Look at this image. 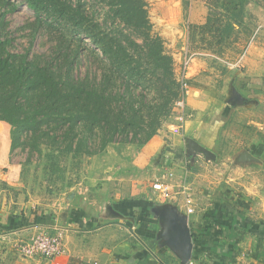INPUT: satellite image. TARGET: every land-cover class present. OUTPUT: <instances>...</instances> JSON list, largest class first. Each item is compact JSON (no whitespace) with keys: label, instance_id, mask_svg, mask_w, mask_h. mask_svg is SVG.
Wrapping results in <instances>:
<instances>
[{"label":"crops","instance_id":"1","mask_svg":"<svg viewBox=\"0 0 264 264\" xmlns=\"http://www.w3.org/2000/svg\"><path fill=\"white\" fill-rule=\"evenodd\" d=\"M262 73H237L234 85L245 97L243 104L228 102L229 86L214 96L202 89L194 90L187 98L190 116L182 134L167 136L159 132L145 144L117 142L92 155L94 160H102L91 167L98 176L79 180L57 200L51 214L42 209L38 213L27 211L24 204L17 208L11 205L10 192L19 185L21 165L11 161V125L0 120V244L3 242L6 248L5 256L10 254L0 264H180L175 257L170 263L155 257L149 247L128 236L131 229L121 221L105 223L111 214H138L141 208L147 216L145 210L151 203L144 190L148 188L152 199V182L168 171L190 186L194 197L196 210L192 214L186 213L181 196L171 201L197 231L194 245L198 254L192 255L193 264H264V204L258 201L251 209V197L223 191L221 175H207L205 169L210 164H205L201 150L190 154L188 148V140L194 139L200 146L213 149L223 129L238 128L247 137L248 148L264 153ZM112 154L116 159L108 161ZM111 183L114 191L109 189ZM126 195L134 197L128 199ZM42 212L44 216L39 215ZM255 215L257 222L251 219ZM154 224L147 221L139 231L156 235ZM59 228L65 230L63 255L51 259L21 256L19 242Z\"/></svg>","mask_w":264,"mask_h":264},{"label":"trees","instance_id":"2","mask_svg":"<svg viewBox=\"0 0 264 264\" xmlns=\"http://www.w3.org/2000/svg\"><path fill=\"white\" fill-rule=\"evenodd\" d=\"M24 1L37 15L32 38L47 20L57 34L48 52L13 51L0 18V120L11 125L12 152L46 148L62 173V157L145 144L174 117L181 82L145 0ZM234 15L211 12L206 27Z\"/></svg>","mask_w":264,"mask_h":264},{"label":"rangeland","instance_id":"3","mask_svg":"<svg viewBox=\"0 0 264 264\" xmlns=\"http://www.w3.org/2000/svg\"><path fill=\"white\" fill-rule=\"evenodd\" d=\"M145 1L149 19L153 24V32L162 38L166 52L172 56L177 78L186 75L185 79L191 91L187 98L193 96L194 90L198 89L211 96L222 93L225 88L230 87L231 82L235 84L234 78L237 73L260 70L263 72L262 75L264 74V0ZM85 2L89 8L93 0ZM230 8L235 15L229 24L220 26L218 23L210 22L211 25L206 27L211 12L214 15L219 12L225 14ZM2 17L7 23L5 32L13 38L11 50L24 51L30 45L31 54L48 52L52 39L55 33L57 34V30L51 29V25L56 23L47 20L51 25L41 26L42 29L40 28L35 38H32L31 29L37 15L24 0H0V18ZM72 38L78 39L74 35L69 37ZM86 41L84 46L89 44L88 39ZM262 98L264 99V95ZM175 116L176 113L171 120L164 122L157 133L177 135L171 130L176 122ZM246 140L244 132L238 128L235 131L223 129L215 148H205L206 151H201V154L206 162L204 163L210 164L205 169L208 171L207 175L215 173L221 175L224 182L221 185L223 191L251 197L249 206L252 209L258 201L264 204V153L248 148ZM48 155L46 148H43L40 154L29 145L19 146L11 152V161L21 165L19 185L10 192L13 197L11 205L15 208L24 204L27 211L34 213L41 209L47 211V214L55 212L53 209L57 207V200H61V197L83 177L90 175L97 177L94 168V172H91V167L102 163V160H94L93 156H66L61 158L59 168L62 169V173L57 170L54 173ZM113 155L112 158H107L108 161L116 159ZM111 176L114 177V174ZM99 185L102 186L101 183ZM111 185L112 183L108 185L109 189L114 191L115 187ZM144 194L148 195L151 203L149 209L145 210L147 216L141 208L138 214L135 212H123V216L111 214L105 218V223L116 224L121 221L131 229L128 236L149 247L155 257L166 261L165 263L173 262L172 258L175 257L181 264L184 259L181 249L168 244L172 232L168 224L169 217L164 215L165 205L170 204L178 208L177 205L172 204L173 201L159 200L155 196L151 199L152 193L148 188H145ZM130 195L126 197L128 199L134 197ZM156 209L160 211L157 212ZM42 213L39 215L44 216L45 213ZM251 219L255 221L258 218L255 215ZM147 221H154L155 227L158 228L156 235L139 231L145 227ZM186 222L192 236L193 254H198L194 245L197 231L190 225L188 216ZM0 245L1 263L10 254L5 256L6 248L3 242ZM159 245L160 248L157 249ZM162 246L169 249L162 251L160 250ZM209 248L214 250L212 247Z\"/></svg>","mask_w":264,"mask_h":264},{"label":"built area","instance_id":"4","mask_svg":"<svg viewBox=\"0 0 264 264\" xmlns=\"http://www.w3.org/2000/svg\"><path fill=\"white\" fill-rule=\"evenodd\" d=\"M185 77L186 75L179 77L181 91L179 98L174 103L176 122L171 130L177 134L183 133L185 123L190 116L187 111L186 98L191 91L190 85ZM182 181L177 178V175L173 171H168L162 176L156 177L151 186L154 191V196L159 200L171 202L181 196L186 213L192 214L195 212L196 207L191 187ZM64 239L65 230L59 228L54 233L38 232L29 240L19 242L17 247L21 256L24 258L44 257L51 259L63 255L66 252ZM188 264H193V261L190 260Z\"/></svg>","mask_w":264,"mask_h":264},{"label":"water","instance_id":"5","mask_svg":"<svg viewBox=\"0 0 264 264\" xmlns=\"http://www.w3.org/2000/svg\"><path fill=\"white\" fill-rule=\"evenodd\" d=\"M228 102L233 105L243 104L245 97L235 87L234 83H230ZM189 153L193 154L194 151H206V149L200 146L194 139L188 140ZM165 207L164 215L169 217L170 231L172 232V238L169 239V246L181 249L184 257L181 264H188L193 255V241L190 233V228L186 222L187 215L178 211L173 205L167 204ZM168 228V225H167Z\"/></svg>","mask_w":264,"mask_h":264}]
</instances>
